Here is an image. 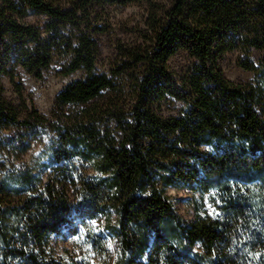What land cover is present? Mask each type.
Wrapping results in <instances>:
<instances>
[{"label":"trees","instance_id":"16d2710c","mask_svg":"<svg viewBox=\"0 0 264 264\" xmlns=\"http://www.w3.org/2000/svg\"><path fill=\"white\" fill-rule=\"evenodd\" d=\"M141 1L74 0L60 9L45 0H0V145L23 154L55 127L37 109L20 118L1 84L3 75L14 81L8 68L21 65L42 79L64 57L60 75L85 77L66 85L56 104H88L116 89L96 71L91 8ZM29 12L45 15L44 26L24 24ZM145 37L118 70L136 72L129 119L117 115L121 139L86 111L68 117L56 129V182L42 184L23 172L12 185L0 155V264H66L53 242L81 229L101 264H264V0H172L162 16L151 13ZM181 49L194 61L179 80L168 61ZM233 50L242 53L238 65L255 73L252 81L224 76L219 61ZM254 50L262 53L258 64ZM172 101L181 112L164 116ZM182 186L211 193L216 216H180L164 190ZM22 193L20 203L8 201ZM95 221H103L101 232Z\"/></svg>","mask_w":264,"mask_h":264},{"label":"rangeland","instance_id":"374dc122","mask_svg":"<svg viewBox=\"0 0 264 264\" xmlns=\"http://www.w3.org/2000/svg\"><path fill=\"white\" fill-rule=\"evenodd\" d=\"M45 1L55 8L67 9L72 6L74 0ZM171 4L172 0H143L128 5L106 4L91 8V37L97 42L96 71L111 77L116 84V89L103 91L100 97L88 104L79 106L56 104L57 95L66 85L85 77L84 71H77L67 77L60 75L59 72L66 62L64 57H55L42 79L31 76L21 65H11L8 68L15 77L14 81L10 75H3L1 84L4 96L17 107L20 118L30 119L33 117V110L37 109L55 125L54 129H49L42 136L37 137L32 142L31 148L23 154L0 145V155L9 164L8 169L2 173L8 182L16 186V180L23 172H32L41 181L39 184L51 180L56 182L57 177L53 172L55 166L52 164V151L57 146L56 129L64 126L68 117L83 114L86 111L102 129H108L117 139H121L122 132L116 121L117 115L129 119L136 86L132 74L136 72L134 69H125L119 73L118 70L123 68L122 64L127 61V51L147 45L145 36L148 34V19L151 13L156 11L159 16H162L163 12L170 9ZM21 21L24 24L43 27L47 17L29 12L21 18ZM241 56L240 50L230 51L219 61V67L227 79L237 83H247L255 78V73L238 65ZM261 56L262 53L259 50H254L252 58L256 64L259 63ZM193 61L189 52L181 49L169 59L168 65L176 78L180 80ZM182 108L181 102L172 101L163 106L162 114L176 116ZM164 191L172 200L177 213L186 220H193L199 216L214 217L217 214L211 193L194 192L184 186L166 187ZM23 194L12 195L8 201L13 204L20 203L24 198ZM70 194L74 198L73 189L70 190ZM102 225L103 221L93 222L94 233L101 232ZM105 243L114 260L115 242L107 238ZM53 254L66 264H101L103 262V258L91 246L83 229L74 237L55 239Z\"/></svg>","mask_w":264,"mask_h":264}]
</instances>
